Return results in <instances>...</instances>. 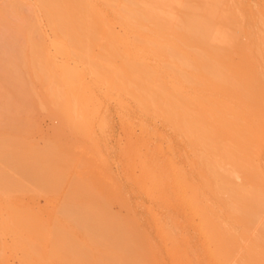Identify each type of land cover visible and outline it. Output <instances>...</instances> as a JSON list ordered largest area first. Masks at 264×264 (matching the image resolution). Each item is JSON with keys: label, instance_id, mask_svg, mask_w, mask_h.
I'll return each instance as SVG.
<instances>
[{"label": "bare ground", "instance_id": "obj_1", "mask_svg": "<svg viewBox=\"0 0 264 264\" xmlns=\"http://www.w3.org/2000/svg\"><path fill=\"white\" fill-rule=\"evenodd\" d=\"M241 1L0 0V264H264V12Z\"/></svg>", "mask_w": 264, "mask_h": 264}, {"label": "rangeland", "instance_id": "obj_2", "mask_svg": "<svg viewBox=\"0 0 264 264\" xmlns=\"http://www.w3.org/2000/svg\"><path fill=\"white\" fill-rule=\"evenodd\" d=\"M247 1L248 0H245V2H247ZM248 2L250 4H252L250 1H248ZM248 2H247V5L249 4ZM237 3H240V5L243 6V1L236 0V4ZM257 3L259 4V8H257L258 11L264 12V0H258ZM248 9L249 8H246V10H248ZM44 23H45L44 25L46 26V21L45 20H44ZM48 33L51 35L52 34L51 30H49ZM114 122H115V124H113L114 126H112L111 128H109L106 131V134H105L106 142H107L108 145H111V146L116 143V140H117V137L118 136L121 137L122 140H124L125 139L124 137H125V134H126V129H124L122 126H120L118 124V118H117V116H115ZM58 123H59V121L57 119L52 118V117H50L48 115H44L43 118H41V125H42L41 126V129L42 130L40 131V133H37L36 134V141L38 142L39 145H43L45 143L47 137L48 136H52V134L54 133V129H55V127H56V125ZM139 131L140 130L138 128H136L135 132L138 133ZM114 168H115V166H114ZM45 203H46V199L43 196H40L38 198V204L44 205ZM113 210L116 211V212H124L125 211L120 206V204L117 203V202L114 203ZM12 261H14L15 263H17V260H12Z\"/></svg>", "mask_w": 264, "mask_h": 264}]
</instances>
